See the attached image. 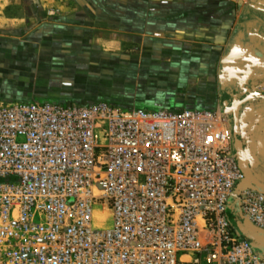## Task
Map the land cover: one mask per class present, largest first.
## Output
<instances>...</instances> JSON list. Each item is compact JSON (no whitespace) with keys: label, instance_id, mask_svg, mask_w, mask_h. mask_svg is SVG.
<instances>
[{"label":"built area","instance_id":"built-area-1","mask_svg":"<svg viewBox=\"0 0 264 264\" xmlns=\"http://www.w3.org/2000/svg\"><path fill=\"white\" fill-rule=\"evenodd\" d=\"M234 141L221 107L0 100V264H264Z\"/></svg>","mask_w":264,"mask_h":264},{"label":"crops","instance_id":"crops-1","mask_svg":"<svg viewBox=\"0 0 264 264\" xmlns=\"http://www.w3.org/2000/svg\"><path fill=\"white\" fill-rule=\"evenodd\" d=\"M243 1L53 0L49 21L0 40V100L147 108L135 104L147 86L163 109L232 112L236 100L264 93V0ZM16 5H1L8 18ZM240 131L264 182V98L243 106Z\"/></svg>","mask_w":264,"mask_h":264},{"label":"rangeland","instance_id":"rangeland-1","mask_svg":"<svg viewBox=\"0 0 264 264\" xmlns=\"http://www.w3.org/2000/svg\"><path fill=\"white\" fill-rule=\"evenodd\" d=\"M16 1H17L18 5L11 7L9 9V11L12 12V16H11V18H8L7 13H6L7 10H3V7L1 5L5 4V2L15 3ZM52 1L53 0H0V18L3 19V21L0 20V40H2V41H7V40L19 41L21 39L11 38V37H15V36L20 37V38H22V37L24 38V36L27 37L28 32L32 27H34V26L36 27V26L42 24L43 22H45L47 20L49 21L50 19H48V18L51 16H54V14H55L54 12L56 10V7H53V5L55 3H52V5H51ZM54 1H56V0H54ZM246 1L247 0H244L243 2H246ZM152 46H154V47L160 46V40H159V42H157V41H155V43L153 42ZM159 53H160V51H159ZM109 81L110 80L106 81L105 79H103L102 87H109V86H107L109 84ZM151 92L152 91H151L150 87H147V86L144 88L141 87L140 92L138 94V96H139L138 100L135 104L136 105H146L147 108H145V109H147V110H161V109H163L164 106L162 105V103H160V101L157 97L150 98L149 94H151ZM132 105H134V104H132ZM248 137H252L251 139H249L252 142L251 144L259 143V137L258 136L255 137V135H252V136H248ZM254 138H256V139H254ZM256 144H255V148L258 147V145H256ZM256 150H257V148H256ZM230 214L232 215V211H230ZM258 252L264 254V247L261 249H258Z\"/></svg>","mask_w":264,"mask_h":264},{"label":"water","instance_id":"water-1","mask_svg":"<svg viewBox=\"0 0 264 264\" xmlns=\"http://www.w3.org/2000/svg\"><path fill=\"white\" fill-rule=\"evenodd\" d=\"M255 98H264V93L253 94L248 97H245L242 100H236V102H234V107L232 109L233 135L235 140V147L239 155V164L246 176L245 180L237 187L235 191L236 193H239L241 190L245 188H253L261 193H264V182L257 177V175L253 171V168L249 164V158L245 152L243 142L241 139V131H240L241 110L247 102ZM226 107L230 108L232 107V104L226 105ZM235 225L238 227L239 232L243 236H245L246 238L250 239L253 242L257 250L264 247L261 244L262 236H264V230L259 229L252 225H245L238 222L235 223Z\"/></svg>","mask_w":264,"mask_h":264},{"label":"trees","instance_id":"trees-1","mask_svg":"<svg viewBox=\"0 0 264 264\" xmlns=\"http://www.w3.org/2000/svg\"><path fill=\"white\" fill-rule=\"evenodd\" d=\"M12 101V100H11ZM18 101H20V100H18ZM24 102H29V100H23ZM49 101V100H48ZM58 102V101H57ZM94 103V102H93ZM88 104H91V103H88ZM113 104H117V103H113ZM117 105H121V106H123V107H125V108H132L133 106H129V105H125V104H117ZM140 108V107H139Z\"/></svg>","mask_w":264,"mask_h":264}]
</instances>
